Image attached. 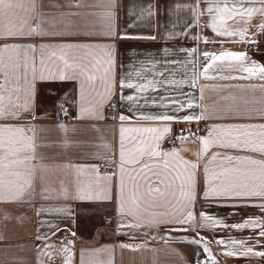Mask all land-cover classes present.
Wrapping results in <instances>:
<instances>
[{
  "label": "snow or ice",
  "instance_id": "obj_1",
  "mask_svg": "<svg viewBox=\"0 0 264 264\" xmlns=\"http://www.w3.org/2000/svg\"><path fill=\"white\" fill-rule=\"evenodd\" d=\"M206 3V12L210 16L207 26L221 37H238L234 42L255 44L257 41L249 35V29L253 27L251 20L256 15L261 17V23L255 27L264 31V0H206ZM66 6L69 11L60 13L61 21L66 17H81L85 19L84 30H80L71 19L63 29L47 26L50 23V13L45 10L46 7L59 8L60 5H46L44 0H0V120L19 121L25 115L35 119L33 100L37 81L77 80L80 101L78 114L74 119L78 121L104 120V107L107 105L116 111V106L111 101L114 96H118L119 101L127 102V111L132 115L116 111L112 117L117 122L118 140L115 150L111 152V158L105 162L112 164L116 171L101 174L96 164H46L45 160L52 158L38 152L41 145L38 144L36 125L27 121L0 123V203L30 200L35 193L37 179L41 182L43 199H51L49 193L58 190L65 200H108L112 198L111 193L115 187L118 213L122 218L118 228L139 229L164 224H189L195 230L197 227L214 228L220 225L234 229H259L258 236L264 238V217L249 216L242 223L225 225L222 219L200 211L197 223L195 211L198 171L202 164L205 200L213 201L221 207H257L264 213V122L213 123L205 130L207 135L196 136L189 131L187 136L183 133L176 136L174 139L181 142V148H161V142L172 131V122H199L213 118H259L264 121V64L251 60L246 51L222 48L219 51L200 53L204 64L198 71L196 65L199 60L195 56L198 49L181 48L180 51L186 52L192 59L164 63H180L185 69L191 65L192 74L189 78L174 79V72L166 76L165 71L157 68L161 61L154 57L130 64V70L118 77L113 43L25 42L72 35L74 30L77 34L87 36L156 39L155 36L117 33L114 28L117 0H66ZM185 7L191 8L198 26L200 16L204 14L200 10L199 0L194 5ZM73 8L84 11H71ZM144 11L148 16L154 15L152 5ZM128 14L131 16L134 12L130 9ZM87 17L95 18L102 25L101 29L95 30V23L88 27ZM133 26L134 24H129V27ZM203 39L205 43L209 42L206 37ZM225 70L229 74L220 75ZM210 72L216 74L210 75ZM233 72L237 75H232ZM201 77L205 81H252L255 78L259 83H198ZM188 83L193 88H198L200 104H196L191 97L181 101L169 100L165 95H150V90L155 91L165 85L180 86ZM125 89L132 91L124 95ZM206 91H211L214 95L206 97ZM142 99L143 104L140 103ZM166 100L168 104L164 103ZM208 100L210 102H206ZM149 103L161 108H167L170 104L173 114L169 111H141ZM194 107L200 108L198 114H175L185 108ZM89 127L94 129L95 125ZM58 128L66 134L62 140L64 147L77 143L69 133L86 130L64 123H60ZM190 138L193 144L199 145L194 153L195 160L186 159L181 154L189 151L185 143ZM104 147L109 149L112 146L106 143ZM213 147L243 150L256 153L261 158L210 152ZM69 173L74 174L71 181L66 179ZM40 211L71 215L70 209L66 207L42 208ZM7 218L5 214V219ZM50 227L57 228L56 225ZM197 237L191 239V243L202 244L203 253L208 257L205 261L197 260V264H218L207 238L200 237L199 233ZM37 239L48 238L38 236ZM250 239L252 237L231 238L226 244L224 239L218 238L216 243L226 245L224 254L230 257H264V251H256L254 247L248 246ZM73 243L67 241L58 249L53 244H45L39 250V255L47 256L51 260L53 252L48 250L55 249L57 254H62L63 264H72L73 252L70 246ZM256 243H260L259 239ZM144 246L119 245L121 248L133 250ZM196 255L199 256L200 253ZM112 257L113 249L107 246L80 250V264H113Z\"/></svg>",
  "mask_w": 264,
  "mask_h": 264
},
{
  "label": "crops",
  "instance_id": "obj_2",
  "mask_svg": "<svg viewBox=\"0 0 264 264\" xmlns=\"http://www.w3.org/2000/svg\"><path fill=\"white\" fill-rule=\"evenodd\" d=\"M200 10L204 14L199 18V25L196 26V21L193 18V12L186 5H194L196 0H117L115 8L114 28L121 35H144L155 36V40L146 39H119L117 37L103 36H87L77 34L73 31L72 35H64L58 37H46L43 40L39 38L35 41H25L34 43H113L115 45L116 57V72L122 75L129 71V65L134 64L139 60L147 57H154L161 61L157 68L165 71V75L169 76L175 73L172 78L180 80L189 78L192 74V66L187 69L177 64H165V61H180L192 59L188 57L186 52H181L180 49H198L195 54L199 63L196 65L199 71L204 64V59L200 55L203 51H219L229 49L234 51H246L251 60L260 64H264V46L249 48V43L234 42L236 38L221 37L213 32L207 26L210 21V16L206 12V0H199ZM46 5H60L61 7H46V11L50 13V23L48 27L55 29H63L68 25L69 19L79 26L80 30L85 29V19L81 17L64 18L61 21L60 13L67 12L69 9L66 6V0H44ZM152 5L154 15L148 16L145 9ZM247 6V5H246ZM258 6V5H257ZM134 12L129 16V10ZM71 11H81L83 9H71ZM143 13V15H142ZM139 18L138 17H141ZM91 23L96 24V29L99 31L102 27L95 18L87 17ZM231 23V22H230ZM261 23V17L256 15L251 20L253 27L249 29V35L254 40H264V31H259L255 25ZM129 24H134L129 27ZM191 25V26H190ZM183 33V34H181ZM194 36L201 37L193 39ZM204 37L208 39V43L204 42ZM223 41V44H221ZM165 49L168 51L165 52ZM38 55V54H37ZM139 65L137 64V67ZM216 73L210 72V75ZM228 70L220 73V75H228ZM232 75H237L233 72ZM198 83H225L229 85L259 83L255 78L252 81L246 80H225V81H205L203 77ZM165 89H168L166 91ZM132 90L125 89L124 95H128ZM184 93L185 95H181ZM150 95L160 96L165 95L171 99H180L185 101L191 97L196 104H200V93L198 88H193L190 83L177 85H165L155 91L150 90ZM214 95L211 91H206V97ZM74 100L76 106L74 116L70 120H59L56 118L57 106L61 101ZM80 101V88L77 80H46L37 81L35 85V95L33 100V108L35 119L25 115L19 121L15 120H0V123H23L25 121L36 125L38 144V152L43 153L52 159H46V164L67 163L74 164H96L99 167L101 174L112 173L116 168H105V161L111 158V152L115 150L118 133L116 131L117 122L112 119L116 111L124 112L126 115H132L127 111L128 104L124 101H119L118 96H114L111 103L116 106V111L110 109L107 105L103 112L105 119L96 121H78L74 117L78 114V105ZM210 102V100L206 101ZM144 103L143 99L140 101ZM168 104V100L164 102ZM172 105L167 108H161L159 105L149 103L141 111L159 112L169 111L173 114ZM192 112L199 113L200 108L193 109L185 108L181 112L175 113L177 116H183ZM264 122L259 118L252 120L241 119H206L191 122H172V131L161 142V148L168 150L173 146L181 148V142L175 140L170 145L164 146V142L170 137L179 136L181 133L188 135L189 131L196 136L207 135L205 131L213 123H261ZM60 123L75 125L78 129H86L69 133L73 140L77 143L64 147L62 140L66 135L58 128ZM95 125V128L89 125ZM112 147L106 149L105 144ZM189 151L181 154L190 160H195L194 153L198 149V144H193L191 138L185 143ZM221 152L228 155H253L256 158H261L256 153H251L243 150L224 149L213 147L210 152ZM118 159V156H117ZM68 181L74 179V174L69 173L66 177ZM115 185V181H113ZM58 188V186H57ZM204 176L203 167L198 171L197 185V201L195 211L197 214V223H199V212L205 211L218 219H222L225 225L242 223L249 216L264 217V213L257 207H221L215 202L205 200L203 197ZM51 199L41 198V182L36 181L35 193L33 197L22 202L0 203V264H63L62 254H57L55 249H49L53 252V258L49 260L47 256L39 255V250L44 248L45 244H53L56 249L61 247V244H66L67 241H73L70 246L73 252L72 264H80L81 249H95L101 247H111L113 249V264H197V260L205 261L208 259L207 254L203 253V245H195L191 243V239L200 237L207 238L213 256L218 264H264V257L249 256V257H230L225 255L226 245L216 243L218 238L225 240L226 244L231 239H247L248 246L254 247L256 251H264V238L258 236L259 229H234L231 227L216 226L214 228L197 227L195 230L189 227V224H164L159 227H141L118 228L122 222V218L118 213V199L115 187H113L111 199H93V200H65L59 191L49 193ZM66 207L71 211V215L65 213H57L55 211H43L40 209H56ZM5 214L7 219H5ZM114 215L116 231L106 226L103 222L104 215ZM130 221L131 218H128ZM125 223L127 221H124ZM56 225L57 228L50 227ZM180 226L181 229L187 231H176L174 227ZM55 232V235H53ZM75 233V235H73ZM67 234L68 238L63 239V235ZM38 236H46L48 239H37ZM187 237L188 239H185ZM259 239L260 243L256 241ZM121 244H143V248L135 250L130 248H121ZM200 253L199 256L196 254Z\"/></svg>",
  "mask_w": 264,
  "mask_h": 264
},
{
  "label": "built area",
  "instance_id": "obj_3",
  "mask_svg": "<svg viewBox=\"0 0 264 264\" xmlns=\"http://www.w3.org/2000/svg\"><path fill=\"white\" fill-rule=\"evenodd\" d=\"M257 41L255 44L249 43V48H256L259 46H264V40H255ZM113 104V103H112ZM114 105V104H113ZM76 106V102L74 100H68V101H61L59 102L57 106V113H56V118L59 120H70L74 116V109ZM110 108V107H109ZM113 109V108H110ZM66 113V114H65ZM177 133L170 137L167 141L164 142V146L170 145L175 141ZM103 166L105 168H112L113 165L109 163H104ZM103 222L106 226L110 227L113 231H116V226H115V221H114V215H104L103 216ZM68 235L65 234L63 235V239H67Z\"/></svg>",
  "mask_w": 264,
  "mask_h": 264
},
{
  "label": "water",
  "instance_id": "obj_4",
  "mask_svg": "<svg viewBox=\"0 0 264 264\" xmlns=\"http://www.w3.org/2000/svg\"><path fill=\"white\" fill-rule=\"evenodd\" d=\"M182 227H180V226H176V227H174V229H181Z\"/></svg>",
  "mask_w": 264,
  "mask_h": 264
}]
</instances>
